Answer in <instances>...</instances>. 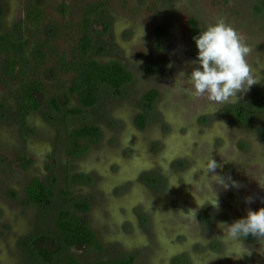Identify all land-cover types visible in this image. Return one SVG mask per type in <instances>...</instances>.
Listing matches in <instances>:
<instances>
[{
  "label": "rangeland",
  "instance_id": "rangeland-1",
  "mask_svg": "<svg viewBox=\"0 0 264 264\" xmlns=\"http://www.w3.org/2000/svg\"><path fill=\"white\" fill-rule=\"evenodd\" d=\"M96 1L0 0V35L23 42L27 51L8 86L0 84V264H66L68 256L82 263L264 264V245L249 236L243 243L251 254L237 258L220 225L264 207V110L251 104L252 95L264 90V0H103L91 18L93 49L86 59L119 62L133 79L119 89L102 84L94 107L70 114L79 108L69 92L70 76L55 65L79 56L70 53L57 26L79 20ZM28 3L47 13L45 24L26 20ZM218 18L251 47L248 60L260 84L238 93L235 103L210 107L174 84L196 57L191 20L201 30ZM36 29L41 38L54 39L62 54L55 65L35 71L37 40L30 32ZM37 71L44 82L40 108L21 112L23 79ZM152 91L157 96L149 103ZM52 98L60 110L53 109ZM139 115L144 129L136 125ZM85 125L99 127L103 138L97 145L85 142V153L72 159L70 133ZM209 155L219 167L207 172L201 165ZM20 157L32 164L24 167ZM215 175L240 187L225 190ZM33 178L48 190L47 204L29 200ZM215 198L218 209L208 205ZM81 202L90 205L88 212L75 208ZM61 210L94 229L102 249L62 246L56 226ZM43 237L48 240L39 242Z\"/></svg>",
  "mask_w": 264,
  "mask_h": 264
},
{
  "label": "trees",
  "instance_id": "trees-1",
  "mask_svg": "<svg viewBox=\"0 0 264 264\" xmlns=\"http://www.w3.org/2000/svg\"><path fill=\"white\" fill-rule=\"evenodd\" d=\"M105 6L103 0H98L88 4V8L81 13L79 20H71L68 23L58 24L57 28L69 41L70 53L77 54L79 58L65 61L62 64L54 63L62 50L54 39H45L40 37V31L36 29L30 32V36L36 38V47L34 50V59L36 69L39 66L48 64H56V68L62 74L70 76L69 92L75 97L79 108L70 109V114H81L84 110L92 108L97 103L100 86L107 84L113 89H119L130 83L133 79L132 73L127 70L119 62H110L101 64L94 60H87L86 57L93 49V37L90 32L91 18ZM25 17L29 23L38 27L45 24L48 18L47 13L37 8L33 3H28L25 8ZM60 25V26H59ZM190 37L194 43L193 37L200 31L196 20L190 22ZM160 36H165L166 30L163 25L158 28ZM53 41V42H52ZM52 42V43H51ZM195 44V43H194ZM27 51L23 42L12 39L9 34L0 35V84L7 87L10 78L16 74L17 70L25 63ZM44 87L42 77L37 73L26 74L23 79V95L19 102V110L29 113L37 111L40 108V92ZM157 96V92L152 91L146 95L147 102H153ZM251 104L257 109L264 110V90L256 91L251 97ZM53 109L60 110L54 98L51 99ZM136 125L140 129H144L146 121L143 115H139ZM103 138L102 131L99 127L93 125H85L74 129L69 136L71 146L68 155L72 159L81 157L85 151V142L97 145ZM20 162L24 167L32 164V159L28 157H20ZM27 195L29 200L35 204H47L49 202V192L38 178L30 180L27 186ZM75 208L79 212H88L90 205L84 202L77 203ZM61 244L66 248L87 246L97 251L102 249V244L98 233L83 221V219L69 210H61L56 219ZM46 237L40 238L39 242L45 243ZM44 256H48L46 248H40ZM131 260L116 261H99L94 263H82L74 256L66 258V264H129Z\"/></svg>",
  "mask_w": 264,
  "mask_h": 264
},
{
  "label": "clouds",
  "instance_id": "clouds-1",
  "mask_svg": "<svg viewBox=\"0 0 264 264\" xmlns=\"http://www.w3.org/2000/svg\"><path fill=\"white\" fill-rule=\"evenodd\" d=\"M197 49L196 57L189 63L191 71L178 74L174 86L191 100L202 98L209 101L210 107H219L238 101V93L246 94L253 85L260 84V79L254 74L248 57L252 51L241 34L228 24L223 18L206 25L193 37ZM206 171L219 167L216 160L209 158L201 165ZM218 184L225 190L229 187L239 188L236 181L225 183L218 175ZM246 203H252V197L245 198ZM219 207L215 198L208 204ZM224 238L233 241L237 249V258L251 254V250L244 247V240L249 236L264 245V207L255 211L249 209L247 215L235 220L230 225L223 222ZM223 238V239H224Z\"/></svg>",
  "mask_w": 264,
  "mask_h": 264
}]
</instances>
